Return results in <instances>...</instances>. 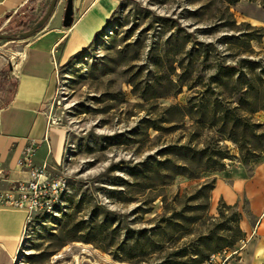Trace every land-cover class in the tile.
Listing matches in <instances>:
<instances>
[{
	"label": "rangeland",
	"instance_id": "obj_1",
	"mask_svg": "<svg viewBox=\"0 0 264 264\" xmlns=\"http://www.w3.org/2000/svg\"><path fill=\"white\" fill-rule=\"evenodd\" d=\"M227 1H99L103 27L95 37L82 36L86 49L57 64L59 84L48 107L49 123L63 139L49 171L67 188L55 214L36 213L23 226L14 264H220L224 251L238 252L244 242L238 213L212 210L211 192L202 187L213 173L172 179L169 172L143 171L148 163L175 161L162 156L172 146L226 151L232 160L224 167L236 162L238 148L220 137L219 126L180 111L216 98L210 95L215 68L240 57L226 44L234 43L230 38L264 27ZM50 2L27 13L29 31ZM59 3L64 13L66 0ZM23 20L25 15L0 35L17 34ZM24 35L0 40L8 66L36 36ZM250 46L264 58V39ZM253 118L264 128L263 112ZM139 232L152 246L128 260L125 253Z\"/></svg>",
	"mask_w": 264,
	"mask_h": 264
},
{
	"label": "crops",
	"instance_id": "obj_2",
	"mask_svg": "<svg viewBox=\"0 0 264 264\" xmlns=\"http://www.w3.org/2000/svg\"><path fill=\"white\" fill-rule=\"evenodd\" d=\"M48 1L0 0V31L27 12H37ZM99 1L73 0L74 22L69 29L62 26L63 13L58 2L48 24L24 46L25 59L19 71L13 73V96L8 107L0 111V192L27 179L17 163L28 141L40 143L37 165L47 163L53 170L51 165L60 157L62 135L53 126L48 128L47 114L59 84L57 64L69 62L88 47L82 36L95 37L102 29L104 19L96 10ZM234 10L264 25L260 4L246 5L241 0ZM7 63L0 56V73L8 68L9 76L13 67L11 64L9 69ZM206 179L214 180L211 209L216 212L219 203L234 208L239 215L238 228L244 234L243 245L227 264H264V153L248 165L237 161L225 165ZM25 216L24 211L0 207V264H14Z\"/></svg>",
	"mask_w": 264,
	"mask_h": 264
},
{
	"label": "trees",
	"instance_id": "obj_3",
	"mask_svg": "<svg viewBox=\"0 0 264 264\" xmlns=\"http://www.w3.org/2000/svg\"><path fill=\"white\" fill-rule=\"evenodd\" d=\"M239 1L229 0L227 5L234 6ZM250 1L251 3L260 1L259 4L264 9V0ZM27 13L25 20L14 28L17 34L12 35L10 32L9 39L29 32L30 22ZM263 32L264 27L252 32H241L237 37L230 38L234 43L226 42V44L235 46L240 57L234 65L219 64L215 68V73L211 77L214 90L210 91V95L216 96V98L208 99L209 97H207L204 101L197 102L188 109L180 110L183 117L197 118L198 121L219 126L220 137L225 141H230L238 148V157L234 159L244 165H248L264 153V128L253 118L257 113H264V58L261 57V52H254L250 46L252 41L260 43L264 39ZM208 54L206 50L204 56L208 57ZM7 75L8 69L0 73V89H3L7 83ZM191 103L189 104L191 105ZM162 156L172 157L175 161L166 159L157 162L154 166L148 163L143 165V171L157 176L162 172H169L172 179L178 176L193 179L202 172L222 171L225 168L223 162L232 160L226 151H195L185 146L169 147ZM213 186L214 180H211L202 187L211 192ZM218 209L220 213L221 209L231 210L234 208L219 203ZM239 233L244 238V234L240 230ZM129 234L131 235L130 239L134 240L132 233ZM137 235L132 248L125 253L128 260L143 256L145 250L152 246L150 239L146 237V232H139ZM140 239L145 241L142 246H139ZM84 242L91 241L84 240Z\"/></svg>",
	"mask_w": 264,
	"mask_h": 264
},
{
	"label": "built area",
	"instance_id": "obj_4",
	"mask_svg": "<svg viewBox=\"0 0 264 264\" xmlns=\"http://www.w3.org/2000/svg\"><path fill=\"white\" fill-rule=\"evenodd\" d=\"M13 73L12 70L7 77V83L3 89H0V111L8 107L13 96ZM49 126L50 123L48 124V128ZM46 139L44 138L45 141ZM39 146V142L28 141L18 160L17 165L27 174V179L10 184L6 191L0 192V207H9L25 212L24 227H26L36 213L55 214L62 203L64 192L67 188L63 178H55L52 175L47 163L40 165L35 163ZM236 253L226 256L227 253L224 251L222 258H220V264H226L228 259ZM215 259L216 257L212 256L210 262L213 263Z\"/></svg>",
	"mask_w": 264,
	"mask_h": 264
},
{
	"label": "water",
	"instance_id": "obj_5",
	"mask_svg": "<svg viewBox=\"0 0 264 264\" xmlns=\"http://www.w3.org/2000/svg\"><path fill=\"white\" fill-rule=\"evenodd\" d=\"M58 2L59 0H51L46 13L42 16V18L40 19V21H38V23L34 26V28L23 36V39L32 37L37 34V32L46 24V22L53 15L58 5ZM73 22H74L73 20V0H66L65 9L63 13L62 26L64 29H69L72 27ZM1 39H9V37L0 35V40ZM9 69H11V66L9 67Z\"/></svg>",
	"mask_w": 264,
	"mask_h": 264
},
{
	"label": "bare ground",
	"instance_id": "obj_6",
	"mask_svg": "<svg viewBox=\"0 0 264 264\" xmlns=\"http://www.w3.org/2000/svg\"><path fill=\"white\" fill-rule=\"evenodd\" d=\"M25 51L24 49L22 51L16 52L14 54V58H13V62H12V67H13V72H18L20 69V66L22 64V62L25 59Z\"/></svg>",
	"mask_w": 264,
	"mask_h": 264
}]
</instances>
